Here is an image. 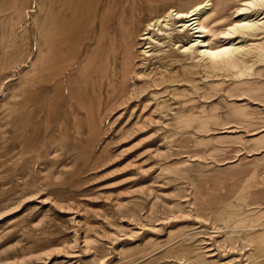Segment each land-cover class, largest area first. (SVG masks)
<instances>
[{
	"label": "rangeland",
	"instance_id": "1",
	"mask_svg": "<svg viewBox=\"0 0 264 264\" xmlns=\"http://www.w3.org/2000/svg\"><path fill=\"white\" fill-rule=\"evenodd\" d=\"M37 1L29 2L21 20L28 32L15 43L41 25ZM14 3L0 0V264H264L263 240L215 227L219 216L232 224L264 221V101L196 95L185 105L222 118L209 131L190 128L188 138L172 140L159 136L168 115L153 101L118 105L106 117L108 155L83 172L70 173L78 165L65 144L16 156L10 112L28 78L12 66ZM244 104L249 125L233 120ZM180 233L191 234L188 249Z\"/></svg>",
	"mask_w": 264,
	"mask_h": 264
},
{
	"label": "bare ground",
	"instance_id": "2",
	"mask_svg": "<svg viewBox=\"0 0 264 264\" xmlns=\"http://www.w3.org/2000/svg\"><path fill=\"white\" fill-rule=\"evenodd\" d=\"M30 1L15 0L9 18L12 66L28 78L25 96L9 111L16 156L65 144L78 165L70 173L83 172L108 153L106 117L118 105L153 101L168 115L159 136L172 140L188 138L190 128L209 131L222 118L220 111L186 106L196 95L264 101V0H40L36 34L15 43L28 32L21 20ZM19 62L28 68L20 71ZM238 108L233 120L252 124L247 105ZM218 218L215 227L226 233L264 242V221ZM190 235L180 233V245Z\"/></svg>",
	"mask_w": 264,
	"mask_h": 264
}]
</instances>
